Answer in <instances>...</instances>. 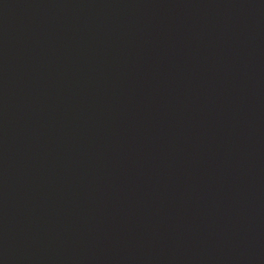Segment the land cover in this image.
I'll return each instance as SVG.
<instances>
[{
	"label": "water",
	"instance_id": "1",
	"mask_svg": "<svg viewBox=\"0 0 264 264\" xmlns=\"http://www.w3.org/2000/svg\"><path fill=\"white\" fill-rule=\"evenodd\" d=\"M0 264H264V0H0Z\"/></svg>",
	"mask_w": 264,
	"mask_h": 264
}]
</instances>
